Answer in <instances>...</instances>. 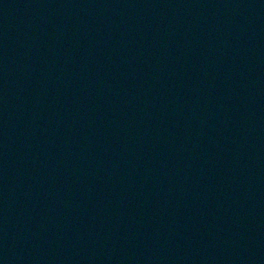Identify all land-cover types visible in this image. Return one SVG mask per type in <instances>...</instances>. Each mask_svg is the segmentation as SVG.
Instances as JSON below:
<instances>
[{
  "label": "water",
  "instance_id": "water-1",
  "mask_svg": "<svg viewBox=\"0 0 264 264\" xmlns=\"http://www.w3.org/2000/svg\"><path fill=\"white\" fill-rule=\"evenodd\" d=\"M0 264H264V0H0Z\"/></svg>",
  "mask_w": 264,
  "mask_h": 264
}]
</instances>
